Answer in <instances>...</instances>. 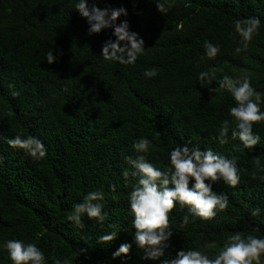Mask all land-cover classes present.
Returning <instances> with one entry per match:
<instances>
[{"label": "trees", "instance_id": "1", "mask_svg": "<svg viewBox=\"0 0 264 264\" xmlns=\"http://www.w3.org/2000/svg\"><path fill=\"white\" fill-rule=\"evenodd\" d=\"M154 2L98 0L99 7L123 6L128 16L118 23L127 19L145 42L136 63L123 65L102 59L112 30L89 35L74 0H0V244L35 243L46 264H161L181 248L214 256L235 233L264 238V121L253 125L260 140L251 148L216 139L222 121L231 126L235 106L219 89L224 75L247 76L264 111V0H160L164 13ZM253 17L261 23L245 45L234 21ZM206 40L220 49L214 59L201 60ZM49 50L57 56L52 64L43 58ZM152 68L157 75L146 78ZM213 70L212 84L201 87L199 73ZM18 134L41 140L46 156L36 161L10 148L3 138ZM140 138L151 142L146 159L161 170L171 149L187 145L234 158L239 175L232 187L214 183L228 205L211 220L174 204L170 246L156 261L133 242L128 211L137 178L125 157H135ZM94 190L104 193L107 215L100 223L83 217L84 227H76L67 216ZM111 232L113 241H100ZM123 243L129 253L113 259ZM0 264H11L3 249Z\"/></svg>", "mask_w": 264, "mask_h": 264}, {"label": "clouds", "instance_id": "2", "mask_svg": "<svg viewBox=\"0 0 264 264\" xmlns=\"http://www.w3.org/2000/svg\"><path fill=\"white\" fill-rule=\"evenodd\" d=\"M160 13L167 11L160 0H155ZM74 10L84 18L88 24V34H98L102 30L111 29L114 39L106 40L100 56L104 61L118 62L123 65H133L139 56L144 53L145 42L137 32L131 31L127 19L128 12L123 7L98 6V0H74ZM258 18L236 19L235 32L240 42L247 44L260 26ZM204 53L201 60L214 59L219 52L218 45L209 41L203 43ZM239 50V49H237ZM43 58L52 64L57 60L53 51L44 52ZM157 75L156 69L144 71L146 78ZM215 79L214 70L201 72L198 83L201 87L211 85ZM219 89L227 91L235 101V106L229 108V120L221 122L216 139L225 144L228 139L238 140L243 148L255 146L260 137L253 132V125L264 121V111L258 103L259 96L251 86L247 76L242 75L233 79L224 75L219 81ZM216 91V89H209ZM16 93H13L15 95ZM10 148L22 150L32 160L39 161L46 156V149L41 140L28 135H15L12 138H3ZM151 142L140 138L132 144L135 157L126 156L125 161L131 168V175L136 182L128 194V211L132 216V239L135 245L145 253L144 259L160 260L165 250L170 246L173 232L169 228V213L174 204L187 212L193 218L211 220L218 211L224 210L228 205L226 194H217L213 190L214 183L222 181L232 187L239 182L237 161L217 154L211 148H189L187 145L177 146L168 153L169 164L165 170L154 166L146 159ZM123 176L127 178L126 169ZM191 185V186H190ZM115 190V186H111ZM104 193L100 190L88 192L81 202L72 206L67 220L76 227L82 228L83 217L103 222L107 215L104 211ZM259 209L252 212L259 215ZM188 216L184 217L186 223ZM117 232L102 235L99 239L109 243L116 238ZM131 245L123 243L112 253L113 259L126 256ZM0 249L7 253L11 264H46L44 252L35 243H25L20 239H7L0 244ZM264 257V238L251 234L241 235L235 233L229 236L221 250L214 256H209L200 249L181 248L175 252L171 259L161 260V264H260ZM53 264H61L54 259Z\"/></svg>", "mask_w": 264, "mask_h": 264}]
</instances>
